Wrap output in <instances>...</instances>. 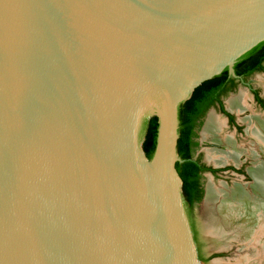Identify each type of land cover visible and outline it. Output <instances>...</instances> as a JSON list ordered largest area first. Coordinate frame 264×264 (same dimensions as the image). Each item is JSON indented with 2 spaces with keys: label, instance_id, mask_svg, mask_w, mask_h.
I'll list each match as a JSON object with an SVG mask.
<instances>
[{
  "label": "water",
  "instance_id": "obj_1",
  "mask_svg": "<svg viewBox=\"0 0 264 264\" xmlns=\"http://www.w3.org/2000/svg\"><path fill=\"white\" fill-rule=\"evenodd\" d=\"M262 42L264 0H0V264H227L206 192L198 255L179 106ZM227 127L211 109L199 153Z\"/></svg>",
  "mask_w": 264,
  "mask_h": 264
},
{
  "label": "trees",
  "instance_id": "obj_2",
  "mask_svg": "<svg viewBox=\"0 0 264 264\" xmlns=\"http://www.w3.org/2000/svg\"><path fill=\"white\" fill-rule=\"evenodd\" d=\"M261 60H264V42L243 55L234 65L236 74H251L256 70H263ZM231 78V73L226 68L219 75L204 81L193 92L191 97L179 106V139L178 155L181 160L177 161L176 168L183 180L182 196L186 212L190 221L194 240L197 245L198 255L201 260H205L201 254L198 244L197 231L194 219V207L202 199L203 192L199 188L200 174L197 161L193 158L195 127L197 121L202 117L206 109L214 104L220 93L227 90V83ZM160 120L157 115L150 116L143 130L142 145L149 159L157 145Z\"/></svg>",
  "mask_w": 264,
  "mask_h": 264
},
{
  "label": "rangeland",
  "instance_id": "obj_3",
  "mask_svg": "<svg viewBox=\"0 0 264 264\" xmlns=\"http://www.w3.org/2000/svg\"><path fill=\"white\" fill-rule=\"evenodd\" d=\"M251 116L257 117L260 121L264 123L263 112L253 103H251V106H249L248 110L242 112L238 116V120L239 122L243 123L239 117L247 118ZM243 127L245 128V130H247V127H248L247 121L245 124L243 123ZM221 135L222 137L223 136L225 137V135L235 136V141L238 144L239 149L241 150L238 156V161L245 162L246 168L249 172H250V168L255 166L257 162L259 161L264 162V152L261 153L262 156H260L259 154L260 150L264 151V149L261 148L259 145H257L254 138L252 139L248 133L237 136L235 131L233 129H230L228 126L221 133ZM228 149L229 148L225 144L214 140L202 152V154L204 155V158L206 160L213 162L212 158L209 157V152H212L214 150L221 151V152H228L229 151ZM227 162L230 163L231 160H227ZM253 183H254L253 176L246 177V178L243 175L235 176L231 174H227L226 177H219V178H215L211 175L206 176V179H205L206 195H207L209 205H210V208L213 214L216 228L217 230H221L222 232L225 231L224 236L226 237V239H224L221 236L219 237H220V241H221L223 251H224L227 261H235L236 258L247 256L250 260L249 264H264V235H262L263 237L261 236L262 239L256 242H249V240H246L247 236L249 235V233L247 232L253 231V229L255 228L254 227L255 224L254 223L245 224V222L243 224H237L233 220L231 221V219L228 216H226L225 213L221 210V199L215 200L211 198L210 196H208L209 188L214 187L218 190L224 189L225 191L230 192L237 184H239L242 187H244L245 190L250 193V195L253 194L252 196H254L255 194L253 192Z\"/></svg>",
  "mask_w": 264,
  "mask_h": 264
},
{
  "label": "bare ground",
  "instance_id": "obj_4",
  "mask_svg": "<svg viewBox=\"0 0 264 264\" xmlns=\"http://www.w3.org/2000/svg\"><path fill=\"white\" fill-rule=\"evenodd\" d=\"M245 120L248 123L247 133L256 140L255 142L257 145L264 149V123L255 116L247 117ZM215 140L225 144L229 148V151L221 152L214 150L209 152L210 158L215 160L216 163H224L228 159L238 161V156L241 150L235 141L234 135H225V137L219 135ZM250 172L254 178V196H252V193V195H250V193L239 184H237L230 192H227L224 189L218 190L214 187H210L208 196L215 200L221 199V210L231 219V221L233 220L237 224H243L244 222L245 224L254 223L255 230L253 229V231L247 232L249 235L246 240H249V242H256L262 239L261 236L264 235V162H257L255 166L250 168ZM217 231L219 236L226 239L224 236L225 231ZM249 263L250 260L247 256L236 258L235 261H227V264Z\"/></svg>",
  "mask_w": 264,
  "mask_h": 264
},
{
  "label": "flooded vegetation",
  "instance_id": "obj_5",
  "mask_svg": "<svg viewBox=\"0 0 264 264\" xmlns=\"http://www.w3.org/2000/svg\"><path fill=\"white\" fill-rule=\"evenodd\" d=\"M261 65H263L264 67V60H261ZM258 73L264 74V69L253 71L251 74H247V72H245L244 74H240V75L236 74V72L235 74L231 73V78L229 82L227 83V90L225 92L220 93V95L218 96V99L214 102V104L209 106L206 109L205 114L202 117H200L197 121V127H195L196 136L194 137L195 144H194L193 158L195 161H197V165L199 166V174H200L199 188L202 189V192H203L202 199L204 198L205 192H206L205 179L207 175H211L215 178L226 177L227 174H231L235 176L243 175L245 178L252 176L250 172L247 170L245 162H239V161H234L232 159H228V160H231L230 163L227 161L224 163H216L212 159V161L215 162L213 163V162L206 160L202 153H199L198 147L200 145V141H199L200 127L203 125L204 120L208 112L211 109L217 110L219 113H221V115L224 116L227 122V125L229 126L230 129H233L235 131L237 136L241 134H247V130H245V128L243 127V123L244 124L246 123L245 121L246 117H243V118L239 117L243 123L239 122L238 115L241 113L234 112L233 110L228 109L226 106V98L232 93H235L240 86L247 88L250 93L248 101H247L248 107L240 112H244L248 110L249 106H251V103H253L264 114V95L262 93V89L261 87L255 86L253 82L251 81L253 76ZM251 138L253 139V137ZM262 152L264 151L260 150V153H259L260 156H262L261 154ZM202 199L196 204V206L202 201ZM196 206L194 207L195 226H196V231H197L198 244L201 250V254H203L202 248H203V244L207 240V236L204 233H202V231L200 230L199 224L197 222V219L195 218ZM205 261H208V260H205Z\"/></svg>",
  "mask_w": 264,
  "mask_h": 264
}]
</instances>
